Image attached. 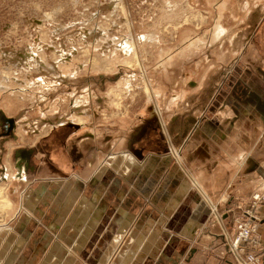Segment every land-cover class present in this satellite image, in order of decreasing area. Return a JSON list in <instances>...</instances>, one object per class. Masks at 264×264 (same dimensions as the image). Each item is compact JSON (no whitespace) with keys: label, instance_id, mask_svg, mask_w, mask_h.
Listing matches in <instances>:
<instances>
[{"label":"rangeland","instance_id":"rangeland-1","mask_svg":"<svg viewBox=\"0 0 264 264\" xmlns=\"http://www.w3.org/2000/svg\"><path fill=\"white\" fill-rule=\"evenodd\" d=\"M197 9L192 0H0V200L12 204L0 213V264L174 263L181 258L173 247L188 241L181 234L188 218L218 214L194 179L187 177L188 203L167 211L139 194L135 171L123 181L126 160L109 162L139 152L148 132L155 137L148 152L180 164L154 103L158 82L166 83L157 68L162 54L183 52V27L194 31L213 21L211 14L200 18ZM240 67L239 60L230 61L225 79ZM92 132L95 140L88 137ZM77 144L81 156L72 162ZM18 147L32 150L26 169L31 184L9 159ZM53 155L65 162L61 170L46 164ZM28 185L45 187L40 203L27 198ZM262 204L264 194L256 193L237 217L227 249L219 253L223 261L258 264L259 258L264 264L257 235ZM26 213L28 225L21 219ZM241 222L251 234L237 242ZM147 227L162 237L165 247L157 256L160 238Z\"/></svg>","mask_w":264,"mask_h":264},{"label":"crops","instance_id":"crops-1","mask_svg":"<svg viewBox=\"0 0 264 264\" xmlns=\"http://www.w3.org/2000/svg\"><path fill=\"white\" fill-rule=\"evenodd\" d=\"M192 2L199 8L196 12L200 18L211 14L213 21H205L204 27L198 26L194 31L191 27H183L179 37L183 52L172 58H168L170 53L161 55L159 63L165 65L163 68L158 63L157 72L165 73L166 83L160 85L156 81V91L160 94L154 101L167 138L172 140L173 146H178L177 160L181 165L174 163L168 154L148 152L149 145L155 142V137L148 132L142 136L139 152L131 151V156L123 154L109 161L118 165L126 160L124 174L121 173L123 181L131 180L130 175L135 171V187L139 194L150 196L153 206L162 210H181L188 203L185 198L192 187L187 177L197 182L209 203L218 206L216 215L188 218L181 234L189 242L175 245L171 251L179 254V261L157 260L152 264H230L223 261L219 253L227 249L235 220L256 193L264 194V175L260 171L264 168V0ZM179 58L182 68L178 64ZM236 59L241 62V67L226 80L225 67ZM210 102L213 107L208 111ZM166 115L167 120H162ZM88 137L96 139L93 132ZM83 141L79 140L81 144ZM79 144L71 147V154H75L72 162L81 156ZM13 152H16L14 156ZM9 154V159L14 158L16 166L22 168L25 181L31 184L26 169L32 150L18 147ZM47 158L46 164L51 167L61 170L65 165L56 155ZM138 161L142 165H138ZM100 174L96 178L101 177ZM42 183L46 185L45 181ZM36 188L28 187L27 198L30 199L31 194L40 203L45 187ZM199 197L196 195L192 200L197 202ZM206 197L202 198L206 201ZM201 204L199 209L203 210ZM257 214L262 219L257 235L264 248V204ZM21 219L28 225L31 217L26 213ZM181 220L178 215L177 223ZM25 222L21 223L22 228H25ZM124 230L122 227V232ZM150 230L153 238H160L151 228L147 227L146 232ZM192 238L195 239L193 244ZM163 245L161 237L158 247L153 250L155 256L165 247Z\"/></svg>","mask_w":264,"mask_h":264},{"label":"built area","instance_id":"built-area-1","mask_svg":"<svg viewBox=\"0 0 264 264\" xmlns=\"http://www.w3.org/2000/svg\"><path fill=\"white\" fill-rule=\"evenodd\" d=\"M240 230H242V232H240V235L237 237V242H239L241 239L245 238V240H247V238L250 237L251 234V229H250V225L249 224H245L244 222L240 223ZM257 263L258 264H263V260L257 258Z\"/></svg>","mask_w":264,"mask_h":264},{"label":"bare ground","instance_id":"bare-ground-1","mask_svg":"<svg viewBox=\"0 0 264 264\" xmlns=\"http://www.w3.org/2000/svg\"><path fill=\"white\" fill-rule=\"evenodd\" d=\"M221 30V29H220ZM130 45V43L128 44ZM257 197L259 198V195H257ZM11 201L7 198L0 200V213H2L3 211L9 209L11 207Z\"/></svg>","mask_w":264,"mask_h":264},{"label":"water","instance_id":"water-1","mask_svg":"<svg viewBox=\"0 0 264 264\" xmlns=\"http://www.w3.org/2000/svg\"><path fill=\"white\" fill-rule=\"evenodd\" d=\"M261 172H263V174H264V170L261 169Z\"/></svg>","mask_w":264,"mask_h":264}]
</instances>
